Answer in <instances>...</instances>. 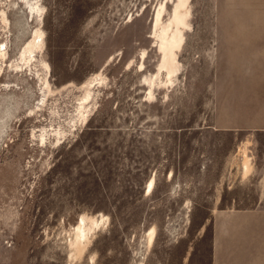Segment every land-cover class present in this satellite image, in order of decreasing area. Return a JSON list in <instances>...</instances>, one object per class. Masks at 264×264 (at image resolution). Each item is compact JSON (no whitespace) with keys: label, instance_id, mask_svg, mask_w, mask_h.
<instances>
[{"label":"rangeland","instance_id":"rangeland-1","mask_svg":"<svg viewBox=\"0 0 264 264\" xmlns=\"http://www.w3.org/2000/svg\"><path fill=\"white\" fill-rule=\"evenodd\" d=\"M259 203L264 0H0V264H214Z\"/></svg>","mask_w":264,"mask_h":264},{"label":"crops","instance_id":"crops-1","mask_svg":"<svg viewBox=\"0 0 264 264\" xmlns=\"http://www.w3.org/2000/svg\"><path fill=\"white\" fill-rule=\"evenodd\" d=\"M241 42L253 44L259 33H234ZM249 37V38H248ZM238 40H235L237 42ZM257 214L236 216L233 234L214 240V264H264V203H259Z\"/></svg>","mask_w":264,"mask_h":264},{"label":"bare ground","instance_id":"bare-ground-1","mask_svg":"<svg viewBox=\"0 0 264 264\" xmlns=\"http://www.w3.org/2000/svg\"><path fill=\"white\" fill-rule=\"evenodd\" d=\"M36 13V12H35ZM153 183L154 181L152 180L149 184H148V187L146 189H148V191H152L153 189Z\"/></svg>","mask_w":264,"mask_h":264}]
</instances>
